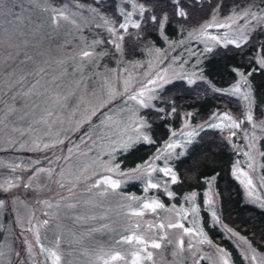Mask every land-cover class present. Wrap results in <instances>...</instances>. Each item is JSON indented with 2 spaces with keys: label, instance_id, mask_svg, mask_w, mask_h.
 Returning <instances> with one entry per match:
<instances>
[{
  "label": "snow or ice",
  "instance_id": "snow-or-ice-1",
  "mask_svg": "<svg viewBox=\"0 0 264 264\" xmlns=\"http://www.w3.org/2000/svg\"><path fill=\"white\" fill-rule=\"evenodd\" d=\"M29 3L39 4V0H29ZM93 3L97 7L76 4L77 12H70L66 8L51 9L53 27H59L64 21L79 30L81 26L73 17L82 15L86 10L94 17H99L102 24L96 27H103L107 32L104 39L97 38L89 49L78 53L81 61L94 66V72L87 78L91 82V89L86 87L84 94L76 97L68 127L63 126L65 121L55 109H66L69 97L76 94L60 91L63 87L61 77H49L47 69L39 68L33 73L20 76L14 83H9L8 91L13 92V101L32 95L48 96L52 99L53 108L46 109L36 121L48 126V131L43 135L33 136L35 129L32 124L27 128H11V133L16 134L18 139L9 136L8 147L4 151H26L39 153L40 156L35 160L29 157L19 163L6 165L11 175L0 178V195L8 197L0 199V214L6 210L15 213L18 201L15 190L20 187L39 195L42 192L51 193L52 188L48 186L51 184L67 195L56 192L55 199L49 196L47 199L37 200L36 203L51 211H42L45 218L38 220L36 224H32L29 219L28 226L25 227L19 215H16L15 224L20 228V236L16 240L19 243H8V237L4 238L5 242L0 243V264H67L65 254L60 250V238L57 237L54 245L48 247L41 242L40 230L57 219L61 208H77L80 204L77 195L81 188L89 195L95 190L96 199L85 202L93 207H100L110 194L119 195L122 183L128 181H144L145 192L163 188L170 200L177 198V193L169 190L168 185L183 181L181 175L170 166V161H187L185 178L191 174L206 186L203 205L210 213L208 227L221 225L216 198L218 193L214 187L220 173L211 168L217 162V152L212 150L202 156L197 155L202 139L200 134L208 131L221 134L220 140L225 148H231L234 154H242L247 158L246 168L241 166L239 160H234L230 172L246 190L247 202L264 210V174L254 180L256 156L252 154L255 152L264 157V151H259L257 147L256 137L257 128L264 132V108H261L259 117L256 115L257 108L264 105V96L261 95L264 90V41L253 42L256 32L264 34V7L253 0L242 8L233 7L226 16L221 17L222 0H216L215 3L211 0H113L107 7L103 0H93ZM261 4H264V0H261ZM16 8L21 11H15ZM108 9H112L114 16L105 14ZM41 10L48 12L49 8L41 7ZM197 12L203 13L199 19L196 18ZM25 20L31 22L23 14L22 4L17 0H0V46L6 44L9 49L16 47L15 42L26 35L23 31ZM6 25L15 27L10 29ZM34 31L38 33L39 25ZM126 41L134 42L136 52L146 59L123 61ZM157 41L164 47H158ZM23 42L27 46L28 40ZM105 43L112 47L113 55L121 57V61L117 62V68L105 69L101 73L95 70V66L109 53L96 52L95 46H103ZM16 55L20 53L17 52ZM31 59L32 57L25 55V62ZM11 60H14V56L9 52L0 62ZM129 67L135 70V74L129 71ZM14 75L10 73V76ZM29 77L32 79L25 86L24 81ZM258 77L261 78L259 86L256 83ZM45 78L47 80L42 84L41 81ZM84 83L82 77L76 82L77 88ZM198 84L205 85L206 91L222 99L234 98L242 103L239 114L215 109L202 123L198 121L193 124V117L198 113L178 112L180 106L170 93L173 90L188 91ZM4 87L0 83V95L5 94ZM86 96H91L92 100L86 99ZM5 107L7 111L4 118H0V133L7 135L4 131L8 129L5 119L16 109L14 106ZM176 116L181 119L180 128L174 130L170 124H165L168 139L157 147L156 152L137 162L132 168H122L124 158L156 145L154 124L158 121H171ZM53 126L58 128L55 133L51 131ZM224 130H227L226 136L222 135ZM74 135L78 139L73 140ZM240 138L248 142L242 145L234 142ZM261 139L264 140V137ZM79 157H85L86 162L73 171L72 162ZM157 161H162L164 167H158ZM202 164H208L211 170L201 171ZM260 167L264 169V164ZM17 172L20 175H16ZM156 172L166 179L153 182V173ZM25 173L28 174L26 179L23 175ZM41 175L46 177L48 184L33 185V180ZM200 195L196 190L183 195L182 200L188 202L190 207L176 208L172 205L168 210L175 213V222L169 220L167 223L149 224V229L156 228L161 234L147 237L142 234L141 224H133L130 218L156 213L157 210L165 209L164 203L156 198L122 197L139 202L135 206H125V216L132 225L129 229L131 234L121 236L118 243L135 244L137 247L131 252L101 250L92 264H143L144 260L151 261V250H160L173 244L168 236V230L172 229H180L182 232L175 242L176 250L172 253L174 257L186 250L187 236V251L194 264H200L201 261H209L210 264H236L232 254L213 244L204 230L200 217L201 206L197 203ZM189 216L192 221L186 227L185 222L189 220ZM74 219L82 222L96 217L77 216ZM223 227L229 237H235L239 241L235 247L241 264H264V251H258L247 236L227 225ZM0 228H3L2 224ZM25 233H31L33 239H28ZM37 245L39 253L36 251ZM202 245H208L210 251L214 250L212 254L204 253L200 247ZM18 247L23 248V256ZM38 256L41 258L38 259ZM213 256L216 257L214 262Z\"/></svg>",
  "mask_w": 264,
  "mask_h": 264
},
{
  "label": "rangeland",
  "instance_id": "rangeland-1",
  "mask_svg": "<svg viewBox=\"0 0 264 264\" xmlns=\"http://www.w3.org/2000/svg\"><path fill=\"white\" fill-rule=\"evenodd\" d=\"M59 1V2H58ZM18 3L23 5V14L26 17L30 18L25 20L23 31L26 33L25 37L15 42L16 47L9 49L7 45L0 46V61H3L9 55V52L14 56V60L7 62H0V83L5 85L4 95H0V118H4V113L7 111L6 105L14 106L16 111L11 115H8L5 119V123L8 124V129L4 131L8 133L7 135L0 133V178H7L11 175L10 170L6 167L8 164L19 163L27 158H32L33 160L39 158V153H30L26 151H4L8 147V139L11 136L12 139H18V136L14 133H11V128H27L29 124H32V127L35 131L32 133L33 136L43 135L48 131V126L42 123H36L44 113L46 109L51 110L53 108L52 99L48 96H37L32 95L29 97L18 98L16 101L12 100L13 92L8 91L9 83H14L16 79L20 76L27 75L28 73H33L39 68H45L48 71V76H57L61 77V83L63 87L60 89L63 93H75L76 96H70L68 100V105L66 109L60 110L55 109L65 121L64 127H68V120L71 119V112L76 104V97L84 94V89L87 87L91 89V82L87 80L88 77L93 75L94 66L89 65L87 61H81L79 59L78 53L82 50L89 49L92 45V42L99 39H104L107 36V32L103 27L97 28L96 25H101L102 21L99 17H94L88 11L84 10L82 15L78 14L73 17L76 20L77 24L81 27L77 30L72 24L62 21L59 27H53L51 24V9L52 8H66L70 12H77L76 4L84 3L75 1V0H47V3H44V0H39V4H30L29 0H17ZM95 7L93 5H90ZM264 7L263 5H260ZM41 7L49 8L48 12L41 10ZM242 8V7H241ZM15 11L20 12V8H16ZM108 15L107 13H105ZM228 14V13H227ZM227 14H220L221 17L226 16ZM39 25L38 33L34 31L36 26ZM7 27L14 28L15 25H6ZM215 34V32H214ZM28 40L27 46L24 44V40ZM157 46L163 48L164 45L157 41ZM109 45L95 46V51L100 52L104 51L108 53ZM180 51V49H177ZM19 52L20 55H16ZM176 53H172L175 55ZM25 55L32 57L31 60L25 62ZM146 57L140 56L139 54L134 58L126 59L123 56V61H132V60H144ZM121 61V57L118 55L114 56V63L102 64L101 59L97 62L95 70L103 73L105 69L111 70L117 68V62ZM74 68L76 69L74 71ZM129 71L135 74V70L129 67ZM10 73H14V76H10ZM84 78L85 83L81 84L79 88L76 86V82ZM31 77L28 80L24 81V85L27 86ZM47 78L42 80L41 83L45 84ZM257 83H261V78H257ZM52 87V85H48ZM16 89L14 88L13 91ZM88 100H92L91 96L85 97ZM94 102V100H93ZM39 105V107H36ZM261 108H264V105L257 108L256 115L259 117L261 114ZM242 109V103L237 102L233 103L231 108L225 107L220 108L221 111L229 110L233 114L238 115ZM193 111L192 108H187L182 112ZM205 119V118H204ZM204 119H195L193 117V124H196L198 121L203 122ZM177 126L172 127L174 130H178L181 126V119L179 118ZM250 128V126H247ZM58 130L56 126L51 128V131L55 133ZM217 133V132H216ZM218 134V133H217ZM221 134H218L220 138ZM222 135H227V130H224ZM257 137V147L259 151H264V140L261 137H264V132H261L259 128L256 129ZM73 140L78 139V136L74 135ZM156 145L150 146L147 148L141 149L136 154L129 155L124 158V164L122 168H132L135 164L142 159H139L140 156H144L143 159H146L149 155L156 152L158 146L162 144L164 140L168 139V132L163 138H156ZM238 144H245L248 141L240 138ZM217 155L215 164L211 165V168H215L216 171L220 173V178L215 183V190L218 193V215L222 221L221 225L214 227V230L218 233L221 232L222 236L226 238L225 241L227 247L218 243L215 239L211 238L207 232L210 213L203 205V200L205 199L203 193L206 191V186L200 183L194 176L191 174L185 178L184 173L187 167V161H170L169 164L181 175L182 183L171 185L169 184V190L177 193V198L169 199L164 194L163 188L161 189H149L147 192L144 191L145 182L144 181H128L122 183L121 188L118 190L119 195L110 194L102 203L100 207H93L92 205L85 203L86 201L95 200V190L93 194L89 195L83 191L81 188L78 191L77 199L80 201V204L75 209L61 208L57 213V219L50 221V224L47 228H42L40 230L41 242L46 246L51 247L54 245L57 237L60 238V250L65 254L64 260L67 264H92L95 259V256L101 250L103 251H113L121 250L131 252L135 247V244L127 245L118 243L121 236L129 235L131 232L129 229L132 227L128 223V217L125 216L127 208L125 207L128 204L136 205L139 201L122 199V197H137V198H156L164 203L165 209L157 210L156 213H146L143 217H131L133 224L140 223L142 234L147 236L160 235V231L156 228L149 229V224H159L160 222L167 223L169 220L175 222L177 217L175 213L169 211L172 205H175L176 208L181 206L189 208L190 204L182 200V196L188 194L192 190H196L201 193L197 198V203L201 206L200 217H202V224L204 230L207 232L208 237L212 240L213 244L223 247L228 250L236 264H241L240 255L237 251L235 245L239 242L235 237H229V234L224 229L223 225H227L229 228H232L226 220L227 218L223 217V211H227L228 204L230 202L227 194V182H226V173H227V163L230 162L229 155H220L218 151L220 148H213ZM231 149V148H230ZM232 150V149H231ZM179 152V149H177ZM210 151L202 150L197 152V155H203L204 153H209ZM256 156V172L254 175V180L258 179L261 174H264V169L260 165L264 164V157H260L257 153H252ZM246 157L242 154H234L232 163L234 160H239L241 166L246 168ZM86 162L85 157H79L78 159L73 160V171H76L82 163ZM231 163V165H232ZM158 167H164L162 161H157ZM229 167V166H228ZM208 164L201 165V171L208 172L211 170ZM247 170V169H246ZM251 174V173H250ZM16 175H20L19 172ZM26 179L27 173L23 174ZM119 178V177H116ZM164 178L161 173H153V182L163 181ZM235 179V178H234ZM236 180V179H235ZM236 182L241 187L243 196L246 201L248 197L246 190L243 185L236 180ZM48 184L46 177L43 175L39 176L33 180V185L44 186ZM52 188V192H42L37 195L34 191H27L23 187L21 189H16V195L18 196V201L16 204L15 213H12L10 210H6L3 214H0V224L3 225V228H0V243L5 242V237H8L7 242L11 243L16 241V244L19 242L16 240L20 236V228L15 224L16 215L18 214L24 226H28L29 219L32 220V224H36L38 220H42L45 217L42 215V211H51L44 209L42 205L36 203L37 200L47 199L49 196H52L55 199V193L60 192L63 195H67L66 192L56 188L55 185L48 184ZM222 195H224L222 197ZM6 195H0V199H7ZM21 201L23 203H21ZM225 204V205H224ZM224 206V207H222ZM96 217V219H85L82 222L75 221L74 217ZM226 219V220H225ZM192 217L189 216V220L185 222V226H190ZM104 225H108V228H104ZM233 229V228H232ZM236 231L235 229H233ZM238 232V231H236ZM90 233V235H89ZM216 233V234H217ZM241 235L245 236L243 233L239 232ZM28 239L32 240L33 236L31 233H25ZM182 235L180 229L168 230L169 239L173 240L172 245H168L165 248L160 250H151L153 251V258L151 261L144 260L143 264H194L190 253L187 251L188 237L185 236V251L180 254L178 253L175 257L172 255L175 251V242ZM16 246V245H14ZM202 251L206 254L211 255L210 247L208 245L200 246ZM258 249V248H257ZM18 250L21 252V255H24L22 247H18ZM36 251L39 253V247L36 246ZM258 251H261L258 249ZM40 259L41 257H37ZM216 259L215 256L212 257L214 262ZM31 264V262H29ZM200 264H210L209 261H201Z\"/></svg>",
  "mask_w": 264,
  "mask_h": 264
},
{
  "label": "trees",
  "instance_id": "trees-1",
  "mask_svg": "<svg viewBox=\"0 0 264 264\" xmlns=\"http://www.w3.org/2000/svg\"><path fill=\"white\" fill-rule=\"evenodd\" d=\"M86 5H93L97 7L96 4L93 3V0H75ZM59 2V1H58ZM105 6L109 3H112L113 0H103ZM191 2V0H190ZM212 3H215L216 0H211ZM253 0H222V8L220 14H227L229 13L233 7L239 6L243 7L246 4L252 3ZM257 5L261 4V0H254ZM103 11V9L101 10ZM205 11H207V5L205 6ZM108 15L114 16V12L112 9H108L106 12ZM203 13L197 12L196 18L199 19ZM154 39V37H153ZM258 41H264V34L260 32H256L254 34V43ZM105 45H108L105 43ZM110 46V45H109ZM252 45H249L251 47ZM108 48V56H105L101 59V63L110 64L114 63V56L112 47ZM138 53L135 50L134 42L126 41L124 44V57L126 59L134 58L137 56ZM235 62V61H234ZM257 83V82H256ZM259 86L260 84L257 83ZM170 95L175 98V103L179 105L178 112L186 110L187 108H192L193 112L198 113V115L194 116L195 119H206L207 116L215 109L220 108H231L233 103L236 104L238 101L234 98H220L210 91H206V86L203 84H198L193 86L188 91H176L173 90ZM261 95L264 96V90L261 91ZM166 107V105H165ZM261 107V106H260ZM179 116H176L171 121L165 122H157L153 125L154 137L156 138H163L167 134V128L165 124H170L171 126H177L179 120ZM202 139L200 141V147L198 148L197 152L202 151L203 149L206 151L214 150V147L220 148L219 154L229 155L230 162L227 163V173H226V182H227V196L230 200L228 204V210L223 211L222 215L224 218H227L226 222L236 231L243 233L245 236L248 237L249 240L252 241L253 245L256 246L261 251H264V210L260 209L258 206H254L251 203H248L241 190V187L236 182V180L232 177L230 169L231 163L234 156L233 150L230 148H225L215 131H208L200 134ZM144 156H140L139 159H143ZM229 166V167H228ZM20 187L19 189H21ZM224 195H222L223 197ZM225 205V204H224ZM224 207V206H222ZM207 232L209 236L215 239L218 243L227 247L226 238H224L219 231L218 233L214 230V227L209 228L207 227ZM217 233V234H216Z\"/></svg>",
  "mask_w": 264,
  "mask_h": 264
}]
</instances>
